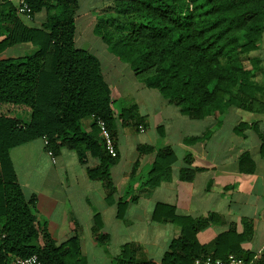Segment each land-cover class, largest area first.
I'll return each mask as SVG.
<instances>
[{"label":"trees","instance_id":"trees-1","mask_svg":"<svg viewBox=\"0 0 264 264\" xmlns=\"http://www.w3.org/2000/svg\"><path fill=\"white\" fill-rule=\"evenodd\" d=\"M30 4L34 16L43 9L48 13L42 29L27 26L16 10L11 13V28L2 27L0 20V264L32 256L41 264H79L78 238L57 245L38 223L34 200L26 197L17 181L10 151L45 139L47 151L55 157L67 148L76 151L84 165L88 156L96 158L100 164L87 166L88 176L106 185L111 201L116 188L110 170L118 156L107 153L98 120L106 123L115 142L120 127L140 128L146 117L137 106L118 108L119 99L113 98L99 59L77 48L79 0H30ZM111 9L118 15L114 23H119L120 33L115 39L104 34L110 18L96 27L97 35L136 77L144 78L149 89L182 114L203 119L246 102L258 68L250 55L264 33V0H115ZM27 44L34 48L32 54L1 58L7 49ZM90 118L93 123L87 130L84 121ZM155 150L144 191L169 180L172 172L174 154L169 148L139 147L140 156ZM180 179L190 181L193 173L183 169ZM133 186L118 202L120 218L129 202L139 199L131 197ZM152 219L181 229L160 264H194L199 257L223 259L230 254L246 258L234 230L206 248L198 240L202 224L178 215L175 207L156 205ZM97 224L101 229L99 220ZM127 251L124 246L116 264H124Z\"/></svg>","mask_w":264,"mask_h":264},{"label":"crops","instance_id":"crops-1","mask_svg":"<svg viewBox=\"0 0 264 264\" xmlns=\"http://www.w3.org/2000/svg\"><path fill=\"white\" fill-rule=\"evenodd\" d=\"M114 1L97 0L90 10L77 16L76 25L79 18L90 21L96 33L99 23L107 19L96 21L95 15L109 10ZM12 12L15 13L14 3L0 0L2 27H12ZM47 16L43 9L35 13L32 21L18 17L27 26L42 29ZM13 48L1 58L17 57ZM250 57L257 61L258 68L241 107L232 105L203 119H191L176 107L173 120L166 115L173 105L164 99L157 105L151 103L153 108L142 112L146 117L143 130L119 128L115 138L118 158L110 170L116 188L111 201L106 185L92 180L87 173V166L100 164L98 159L88 156L84 165L76 151L62 148L53 163L43 139L13 148L10 158L17 181L26 197L34 200L32 209L38 223L47 228L56 244L78 238L79 264H116L124 246L128 248L124 264H160L172 241L181 235L177 225L152 219L156 205L163 204L202 224L198 232L202 246L208 248L218 236L234 230L241 237L240 247L248 258L245 259L264 264V33ZM118 89H112L114 99H119L124 91ZM139 105L133 106L141 109ZM92 123L93 118L85 120V128L89 130ZM173 138L176 146L171 142ZM128 143H133L131 152L125 150ZM142 145L169 148L174 154L170 179L148 191H144L143 184L157 150L140 156ZM183 169L193 173L192 180L180 179ZM132 184L131 197L139 199L129 202L120 218L118 202ZM101 235L108 240L105 237L100 241Z\"/></svg>","mask_w":264,"mask_h":264},{"label":"rangeland","instance_id":"rangeland-1","mask_svg":"<svg viewBox=\"0 0 264 264\" xmlns=\"http://www.w3.org/2000/svg\"><path fill=\"white\" fill-rule=\"evenodd\" d=\"M96 1L97 0H80L81 7L78 12V16H80L86 10H90L92 5ZM113 3L114 2H112L110 7H108L109 10H104L100 12L99 15H94L97 16L96 21H99L101 18L108 20L111 18V22L104 25L103 32L104 34H108L111 38L115 39V37L120 33V29L118 28L119 23H114V18L118 15L116 11L111 9ZM83 19L84 18H82V20ZM96 34L97 33L94 32V25H91L90 21L82 22L80 18L77 19V48L86 50L87 52L96 56L99 59L101 63L102 72L104 73V76L109 82L108 84L111 86L112 89L113 87L117 86L119 89L121 87V89L124 90L122 91L123 93L117 101L118 108H125L127 106L130 107L133 106L134 103H140L141 106H139L141 107V109H138H140L141 113H145L151 110L153 108V105L162 103L164 101V98L159 94V92L152 89L149 90L147 86V88H145L144 78L136 77L135 74L131 71L129 65L120 61V59L110 51L108 45L104 42V40H102ZM13 49L14 55L17 57L18 55L23 56L26 54H32L34 52V48L29 44L19 45L14 47ZM119 89L117 91H119ZM151 103L153 105H151ZM171 107L172 108L166 110V115L170 116L174 120V114L176 111L174 109H176V107ZM172 122L174 123V121ZM171 142L174 144V146H176V138H173ZM133 148V143H128L127 145H125L126 151L128 149V151L131 152ZM173 229L175 228L173 227Z\"/></svg>","mask_w":264,"mask_h":264},{"label":"built area","instance_id":"built-area-1","mask_svg":"<svg viewBox=\"0 0 264 264\" xmlns=\"http://www.w3.org/2000/svg\"><path fill=\"white\" fill-rule=\"evenodd\" d=\"M15 5V10L18 16L26 19L27 21H32L34 19V12L32 6L30 4V0H10ZM49 1V0H43ZM98 126L102 132L103 139L105 141V148L107 153L116 158L118 156V152L116 149V145L114 139L112 137V133L109 130L106 123L102 120H98ZM143 130L142 127L139 128ZM45 145H47V140L44 139ZM48 155L51 157L53 163H56V157L54 156L52 151H48ZM15 264H41L37 256H32L25 259L16 260ZM194 264H253L252 262L247 261L245 258L230 254L226 258H216L213 256H205L199 257L195 259Z\"/></svg>","mask_w":264,"mask_h":264}]
</instances>
